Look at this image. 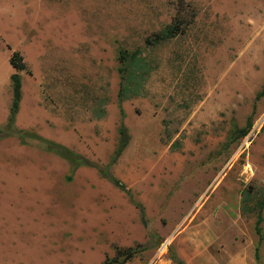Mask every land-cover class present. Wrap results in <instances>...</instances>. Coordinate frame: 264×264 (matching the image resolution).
I'll use <instances>...</instances> for the list:
<instances>
[{"label":"rangeland","instance_id":"1","mask_svg":"<svg viewBox=\"0 0 264 264\" xmlns=\"http://www.w3.org/2000/svg\"><path fill=\"white\" fill-rule=\"evenodd\" d=\"M0 33L26 65L19 138L0 84V264H264V0H0ZM119 49L148 68L122 114Z\"/></svg>","mask_w":264,"mask_h":264},{"label":"trees","instance_id":"2","mask_svg":"<svg viewBox=\"0 0 264 264\" xmlns=\"http://www.w3.org/2000/svg\"><path fill=\"white\" fill-rule=\"evenodd\" d=\"M183 32L182 28H180L179 24H173L172 26L167 27L164 31L155 33L152 37H148L145 39V44L147 46H152L156 43H160L163 41L171 40L177 35H180ZM116 60L118 62L117 67V74L119 77V84H118V90L116 94V102L117 106L119 108L120 114H122V103L126 100H129L133 97L138 96L139 94V87H140V81L144 80L145 77L148 75V68H146L147 64L144 62L143 58L141 57V51L135 50L132 53H128L127 51L123 49H119L117 52ZM9 64L12 68L15 70L21 71L26 69V65L23 62V59L19 52L13 51L9 58ZM10 82H11V91H12V97H11V104L9 108V113L7 117V133H4L3 136H7L8 134H16L19 138L21 135V132L14 130V123H15V117L19 110V104L21 100V81L20 77L14 73L10 76ZM264 92V85L262 87V92ZM260 93V94H261ZM104 111H101V114H96L95 118H101L103 117ZM250 123H248L243 129L238 130L239 135L237 138H242L249 132ZM237 132V131H235ZM7 134V135H6ZM47 144V150L49 152H53L62 159L67 160L69 163L74 165H85L92 168H96L98 170V173L101 175V177L105 178L106 180L110 181L113 186L120 190H124L122 184L116 180L113 179L110 176L108 166L113 165L116 160L121 156L122 152L128 145V134L123 124H120L118 129V141L116 145V149L112 155V158L109 162L108 166L105 167H99L95 165L94 163L78 156L77 154L73 153L68 148L58 145L49 141H45ZM264 205V200L263 204ZM261 215L258 213L257 220H256V226H255V233L260 238V231H259V224L261 223ZM118 254V253H117ZM134 256L133 253L126 251L125 255L123 256V260L119 264H124L127 260L131 259ZM254 258L255 260H258L257 255V249H255L254 252ZM172 261L175 264H184L181 260L177 259L175 256H171Z\"/></svg>","mask_w":264,"mask_h":264},{"label":"crops","instance_id":"3","mask_svg":"<svg viewBox=\"0 0 264 264\" xmlns=\"http://www.w3.org/2000/svg\"><path fill=\"white\" fill-rule=\"evenodd\" d=\"M2 35L3 36H1V37L5 39V36H4L3 32H2ZM9 58H10L9 54H6L2 50V47L0 46V78L3 79V81L0 80V84L1 83L3 84V88H5L6 86H8L9 84L11 85L10 76L12 74L16 73L20 77L21 89H23V78L24 77L22 75H20V74L17 73L18 70H15L14 68L11 67V65L9 64ZM21 98H22V91H21ZM20 102H21V100H20ZM129 260H127L126 262H128Z\"/></svg>","mask_w":264,"mask_h":264},{"label":"bare ground","instance_id":"4","mask_svg":"<svg viewBox=\"0 0 264 264\" xmlns=\"http://www.w3.org/2000/svg\"><path fill=\"white\" fill-rule=\"evenodd\" d=\"M167 243H168V240H167L166 242H164V244L162 245V247H161V252H163L164 247L166 246Z\"/></svg>","mask_w":264,"mask_h":264}]
</instances>
